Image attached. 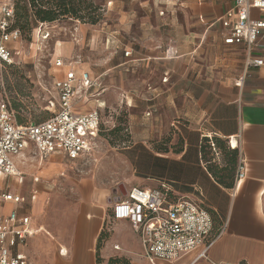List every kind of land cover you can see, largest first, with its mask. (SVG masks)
Here are the masks:
<instances>
[{
	"label": "crops",
	"instance_id": "1",
	"mask_svg": "<svg viewBox=\"0 0 264 264\" xmlns=\"http://www.w3.org/2000/svg\"><path fill=\"white\" fill-rule=\"evenodd\" d=\"M110 2L122 12L120 21L126 26L133 23L129 16L138 6L145 13L140 34L128 41L115 37L111 65L119 80L129 78L121 90L127 92V103L134 110L130 140L123 148L126 172L121 176L120 195L106 185L83 180L82 198L73 208L78 215L66 229L50 217L53 209L46 203L51 191L44 175H58L63 162L85 160L97 148L100 135L84 157L70 160L51 155L48 158L59 168L42 172L25 168L31 152L41 156L30 144L14 157L22 173L17 192L30 203L33 234L23 247L28 264L36 261L42 241L51 243V264H110L112 260L121 264H264V65L247 67V45L223 41L218 19L235 0H140L132 7L121 0ZM252 16L264 18V12L254 9ZM12 42L16 41L9 42V47ZM167 50L172 51L170 56ZM253 55L264 58V35L253 47ZM72 67L78 76L89 72L103 87L84 93V101L78 94L76 110L102 112L106 74L95 76L85 67ZM90 98L97 106L87 110L84 103ZM214 139L223 142L224 153L209 146L203 149L205 141ZM231 149L237 150L233 170L227 168L226 153ZM240 158L246 175L238 181ZM162 183L168 184L173 198H190L211 212L213 236L223 229L207 258L199 257L203 249L199 247L175 260L152 263L130 222L113 218V205L133 187L156 189ZM4 208L10 211L14 205L6 203ZM109 213L113 224L105 229Z\"/></svg>",
	"mask_w": 264,
	"mask_h": 264
},
{
	"label": "built area",
	"instance_id": "2",
	"mask_svg": "<svg viewBox=\"0 0 264 264\" xmlns=\"http://www.w3.org/2000/svg\"><path fill=\"white\" fill-rule=\"evenodd\" d=\"M254 9L264 12V0H235L218 19L225 44L247 45V67L264 65V58L253 55V47L264 35V18H254ZM13 20L14 5L3 4L0 8V60L6 63H11L13 57L8 43L21 38L19 30H10ZM129 54L125 52L126 56ZM167 54L170 56L172 51L167 50ZM55 66L71 68L55 81L57 98L56 103H50L55 107L51 117L41 122L18 124L15 111L8 103L0 101V177H8L6 184L0 181V264H28L23 247L33 234L25 206L26 197L9 188L12 177H22L14 157L34 144L42 158L62 155L76 160L95 147L101 133L102 112L99 109L88 112L76 110L79 92L100 91L103 88L101 81L92 78L89 72L78 76L72 67L73 62L67 63L62 58L55 60ZM242 81L240 78L236 84L239 86ZM245 175L246 164L240 158L238 181ZM6 203H12L14 208L6 211ZM112 216L115 220L130 222L140 235L145 254L152 263L156 259L175 260L199 247L203 248L199 257L207 258L209 248L223 231L221 229L213 236L211 212L190 198H173L166 183L156 189L133 187L125 198L113 205Z\"/></svg>",
	"mask_w": 264,
	"mask_h": 264
},
{
	"label": "rangeland",
	"instance_id": "3",
	"mask_svg": "<svg viewBox=\"0 0 264 264\" xmlns=\"http://www.w3.org/2000/svg\"><path fill=\"white\" fill-rule=\"evenodd\" d=\"M85 1L83 8L87 3L91 7L83 10V19L64 17L51 23H39L29 35L22 34L20 40L10 44L13 52L11 63L0 60V101L8 103L17 119L23 123L41 122L52 116L55 107L50 103H56L57 98L55 81L64 72L63 68L55 66L57 58L67 63L73 62L74 66L85 67L95 76L106 74L103 77L106 89L102 95L106 107L102 109L97 148L85 160L63 162L58 175H44L51 191L46 203L48 208L53 209L50 217L66 229L72 226L78 215L73 208L82 198L83 180L106 185L110 187V192L120 195L121 176L126 172L123 148L130 140L131 112L134 110L127 103V92L121 90L127 87L129 78L124 76L119 80L113 74L115 70L111 69V65L116 51L115 37L123 41L132 40L131 37L140 34L141 21L145 17L138 6L129 16L133 23L126 26L120 21L122 12L117 10L116 3H111V0ZM121 1L129 3L131 7L135 2L140 3V0ZM16 2L0 0V8L5 3L14 5ZM94 20L96 23H92ZM79 96L84 101L83 91L79 92ZM91 99L84 103L87 110L97 106ZM54 161L53 158L44 159L33 151L24 165L30 172H42L50 167L52 170L59 168L53 165ZM7 180L8 177L1 175L2 184H6ZM18 186V178L12 177L10 190L16 192ZM29 204L28 201L25 205L27 210ZM112 224L109 213L105 229L111 228ZM100 242L101 246L104 245L102 239ZM40 244L42 248L38 251L37 259L30 260V264H51L53 258L48 246L51 243L42 241Z\"/></svg>",
	"mask_w": 264,
	"mask_h": 264
},
{
	"label": "trees",
	"instance_id": "4",
	"mask_svg": "<svg viewBox=\"0 0 264 264\" xmlns=\"http://www.w3.org/2000/svg\"><path fill=\"white\" fill-rule=\"evenodd\" d=\"M85 3V0H17L14 4V20L10 30H19L22 37V34L29 35L39 23H51L64 17L83 19L85 17L82 16L83 10L91 7V4L87 3V6L83 8ZM92 23H96V20ZM16 121L18 124H26L17 117ZM204 144L203 149L209 146L220 153L226 151L223 142L218 139L207 140ZM226 154L228 155L227 168L233 170L237 164V150H227ZM110 264H121V262L112 260Z\"/></svg>",
	"mask_w": 264,
	"mask_h": 264
},
{
	"label": "bare ground",
	"instance_id": "5",
	"mask_svg": "<svg viewBox=\"0 0 264 264\" xmlns=\"http://www.w3.org/2000/svg\"><path fill=\"white\" fill-rule=\"evenodd\" d=\"M52 235V234H51Z\"/></svg>",
	"mask_w": 264,
	"mask_h": 264
}]
</instances>
